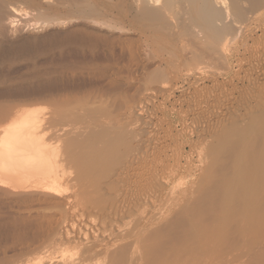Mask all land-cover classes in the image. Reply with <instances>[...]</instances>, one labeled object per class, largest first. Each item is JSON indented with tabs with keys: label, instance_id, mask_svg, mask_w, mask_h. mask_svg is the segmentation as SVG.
<instances>
[{
	"label": "bare ground",
	"instance_id": "6f19581e",
	"mask_svg": "<svg viewBox=\"0 0 264 264\" xmlns=\"http://www.w3.org/2000/svg\"><path fill=\"white\" fill-rule=\"evenodd\" d=\"M12 1L0 77L31 78L0 96H114L0 118V264H264V0ZM126 78L187 106L127 102Z\"/></svg>",
	"mask_w": 264,
	"mask_h": 264
},
{
	"label": "rangeland",
	"instance_id": "374dc122",
	"mask_svg": "<svg viewBox=\"0 0 264 264\" xmlns=\"http://www.w3.org/2000/svg\"><path fill=\"white\" fill-rule=\"evenodd\" d=\"M10 2H11V0H10ZM14 3V4H13ZM12 4L13 5H17L18 4V2H17V0H13L12 1ZM12 4H10V6L9 7H11L12 6ZM32 13L33 14H36L35 12H33L32 11ZM17 16V18H16V16ZM14 16H13V20L15 21L14 23L16 24V26H18L19 27V25H20V22H21V20L19 21V17H18V15L19 14H15ZM32 15V14H31ZM8 16H9V14H8ZM20 16V15H19ZM27 17V16H26ZM7 19H6V23L8 24L9 23V19H10V17H9V19H8V17H6ZM28 18V17H27ZM22 19H24V16H23V18ZM7 20H8V22H7ZM39 19H35L34 17H32V19H31V21H30V23H35L36 21H38ZM14 23H13V25L12 26H10L9 27V34L10 35H12V33L14 34L15 32H13V26H15L14 25ZM21 27L22 28H24L23 30H25V31H27V26L26 27H23L22 25H21ZM16 34V33H15ZM16 61V62H15ZM15 61H13V62H9V63H6L5 65H4V70H3V72H4V74H2V77H0V80L2 79V81L0 82V86L2 87V84L5 82V84H7V83H9L10 84V86H16V85H20L21 83H23V82H25L29 77L31 78V75H30V73H28L26 76L25 75H23L24 73H23V69L26 67V66H28L27 64H25V63H27V62H25V61H23V60H20V59H16ZM14 62L15 63H17V64H15L16 66H15V68H16V70L14 69V68H10V67H12L13 65H14ZM18 63H20L19 65H18ZM11 64V65H10ZM13 64V65H12ZM18 65V66H17ZM10 66V67H9ZM7 67V68H6ZM9 67V68H8ZM24 67V68H23ZM18 69V70H17ZM8 70H10L9 72H7ZM12 70H15V73H17V76H15V77H13L14 75H15V73H13V74H11L10 72L12 71ZM69 71V70H68ZM68 71H66L67 72V74L68 73H70V72H68ZM13 72V71H12ZM19 73H20V77H19ZM73 73H75V72H73ZM80 73V70H79V72H77V74H79ZM76 74V76L75 77H77L78 75ZM30 75V76H29ZM75 75V74H74ZM74 75H66V76H68L69 78L72 76H74ZM21 76H23V78L21 77ZM28 76V77H27ZM65 76V77H66ZM79 76H80V74H79ZM7 78H8V80H7ZM4 79V80H3ZM22 79H26V80H22ZM72 79H74V78H72ZM76 79V78H75ZM127 79H129L130 80V78H126V79H123L122 80V82H121V80L119 81L120 83H118V84H121V85H118L121 89H119L120 91H124V93L127 95V96H129L130 95V97H128V98H126V101L127 102H132L133 100H134V102L137 100V99H134V98H132V97H135V98H137L138 97V99L139 98H143V101H144V95L145 96H147L146 98H150V101H151V103H152V98H151V96L149 97V95H153V90L155 91L157 88H154V87H156V86H154L153 87V85L151 86L152 88H153V90H152V88H150L149 87V82H148V80H146V79H142V81H140L141 79H139V80H137V78H133V79H131L130 81L129 80H127ZM135 79H136V81H135ZM20 80H22L21 82H20ZM124 80H127V81H124ZM133 80V81H132ZM130 82V83H129ZM125 83H127V84H125ZM9 84H7V85H9ZM73 84V83H72ZM90 84V85H89ZM89 84H87V86H86V84L84 85V89L80 86V87H77L75 84H73L74 86H76V88L74 89V88H71L70 89V91L68 90V91H66V93L65 92H62V90L61 89H58V88H56V89H50V90H52V91H50V90H47V92H45V91H43V92H37V93H33V94H30V95H16L15 97L13 96V97H11V96H9L8 98H7V96L8 95H2V96H0V104L1 105H4V107L1 109L2 111V114H4V116L0 113V118H2V117H4L3 118V121H5L4 119H6V115H9L10 116V114H12L13 112H14V110H17L18 108H22V107H24V106H30V104L31 105H36L35 103H37V105L38 104H42V105H44V106H49L50 104V106H49V108L48 109H51L52 110V108L54 109V110H56L57 108H60V107H62V108H65V107H67V106H69L70 104V102L71 103H73V102H76V101H78V100H80V99H85V100H87V101H90V102H92V103H94V104H97V103H100V102H102L103 101V99L105 100V99H107V101L110 99V96H109V94H110V90H109V85H107L106 84V86L105 85H103V84H100V85H98L97 83L96 84H94V83H89ZM122 84L124 85V86H122ZM133 84V86L135 85V87H133V86H130V85H132ZM73 85H71V86H73ZM89 85V86H88ZM101 85H103V86H101ZM139 85V86H138ZM151 85V84H150ZM73 86V87H74ZM95 86H99L97 89L95 88ZM102 88H101V87ZM122 86V87H121ZM126 86V87H125ZM141 86H143V87H141ZM146 86H148L147 87V89L145 88ZM0 87V88H1ZM89 87V88H88ZM91 87V88H90ZM94 87V88H93ZM118 87V88H119ZM78 88V89H77ZM128 89L129 90V92L127 93L126 91H128V90H126V89ZM130 88H131V90H130ZM139 88V90H137ZM72 89L74 90V91H72ZM81 89V90H80ZM100 89V90H99ZM106 89V90H105ZM137 90V91H134V90ZM144 89H146V90H149V89H151L152 90V92L150 93L149 91H144ZM76 90V91H75ZM108 90V91H107ZM72 91V92H71ZM78 91V92H77ZM103 91H105V92H103ZM120 91H118V92H120ZM132 91V92H131ZM143 91V92H142ZM104 94H103V93ZM108 93V95H107V93ZM131 92V93H130ZM140 92V93H139ZM144 92H146L145 94H144ZM156 92H157V90H156ZM155 92V93H156ZM74 93V94H73ZM106 93V94H105ZM121 93V92H120ZM141 93H143L144 95H142ZM148 93V94H147ZM179 93H180V91H176L175 92V94H173V95H171L170 96V99L169 98H166V99H163L164 97H162L161 95H160V93L158 92L157 93V95H159V96H157L156 94H154L153 96H157L156 98H157V100L155 101L157 104L158 103H161L162 105H163V103L164 104H166L165 106L166 107H172V106H176L177 105V107L180 109V110H185V108H186V104H183L184 102L182 101L181 102V100H180V102L178 101L179 99L177 98L178 97V95H179ZM77 94V95H76ZM111 94H113V96H114V92L112 91L111 92ZM133 94L135 95V96H133ZM73 95V96H72ZM138 95V96H137ZM140 95V96H139ZM48 96V97H47ZM116 96H118V95H116ZM115 96V97H116ZM137 96V97H136ZM174 96V97H173ZM46 98V99H45ZM77 98V99H76ZM80 98V99H79ZM102 98V99H101ZM162 98V99H161ZM12 99V100H11ZM48 99V100H47ZM63 99H65V100H63ZM74 99V100H73ZM76 99V100H75ZM100 99H101V101H100ZM161 99V100H160ZM178 99V100H177ZM2 100V101H1ZM33 100H34V103L32 104V102H33ZM63 100V101H62ZM97 100H99V102H96ZM172 100H176L177 101V103L174 101L173 102V104H171V102H172ZM47 101V102H46ZM67 101H69V103H66ZM150 101L148 100H146L145 99V103L146 104H149L150 103ZM160 101V102H159ZM163 103H162V102ZM165 101H166V103H165ZM169 101H170V103H169ZM50 102V103H49ZM62 103V105H61V103ZM96 102V103H95ZM179 102V103H178ZM11 103V104H10ZM91 103V104H92ZM103 103H106V100L103 102ZM182 103V105H183V107H181L182 105H180ZM17 104V105H16ZM46 104H48V105H46ZM66 104V106L64 107V105ZM69 104V105H68ZM56 105V106H55ZM12 106V107H11ZM14 106V107H13ZM149 106L150 107H152V104L150 105L149 104ZM7 108H8V110H7ZM13 108V109H12ZM15 108V109H14ZM182 108V109H181ZM12 111V112H11ZM4 112V113H3ZM11 112V113H10ZM134 112V111H133ZM9 113V114H8ZM134 115H136V113L134 114ZM147 115H149V113H146L145 114V116L147 117ZM9 116H7V118L9 117ZM10 118V117H9ZM8 118V119H9ZM1 120V119H0ZM7 120V119H6ZM168 120H170V119H168ZM8 121V120H7ZM7 121H5V122H7ZM170 121H173V128L175 129V131H177L179 128H181L180 126V122L177 120V119H173V120H170ZM2 123H4V122H2ZM175 126V127H174ZM178 128V129H177ZM186 150H190V148H189V145L187 144L186 146ZM188 150V151H189ZM199 152H200V150H198ZM196 155H197V152L195 153ZM147 161L146 162H149L150 161V159H149V161H148V159H146ZM152 160V159H151ZM152 189L154 190L155 188H154V186H153V184L152 183H147V184H145V185H143V186H138L136 189H134L133 190V192L134 193H132V196H139V197H141V196H148V194L150 195V193L152 192H154V191H152ZM159 198L157 197V198H155L154 200L152 199V202L150 203V210L152 209L153 210V212H155L160 206H159V204H160V201H159V203H157ZM157 201V202H156ZM156 204V205H155ZM157 208V209H156ZM155 210V211H154ZM157 212V211H156ZM91 222L92 223V220L90 221V220H87V222ZM86 222V223H87ZM89 224V227L90 228H88L87 226V229L89 230H93V229H95L96 228V226H90V225H93V224H90V223H88ZM88 224H86V225H88ZM96 224H97V222H96ZM85 225V224H84ZM85 226H84V228H86ZM98 227H100V229L101 230H103L102 228H103V226H98ZM91 228H93V229H91ZM100 229H98L99 231H100ZM108 229H109V227H108ZM107 229V230H108ZM109 232V231H108ZM26 245V244H25ZM20 247V246H19ZM19 247L17 246V248L19 249ZM21 248V247H20ZM14 254V253H13Z\"/></svg>",
	"mask_w": 264,
	"mask_h": 264
}]
</instances>
